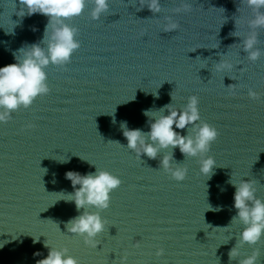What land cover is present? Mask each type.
Returning a JSON list of instances; mask_svg holds the SVG:
<instances>
[{
	"label": "water",
	"instance_id": "1",
	"mask_svg": "<svg viewBox=\"0 0 264 264\" xmlns=\"http://www.w3.org/2000/svg\"><path fill=\"white\" fill-rule=\"evenodd\" d=\"M160 3L153 13L140 0H109L93 20L87 0L83 13L66 21L80 47L64 67L45 68L50 91L0 123V264H37L51 246L67 247L80 264H239L254 251L255 264H264V235L254 244L240 240L244 225L233 220L230 183L252 181L264 201V25L254 23L264 7L249 0ZM22 7L21 0H0V66L33 43L47 47L49 17L26 9L21 16ZM169 19L178 28L165 31ZM253 35L255 61L245 49ZM222 62L232 68L217 71ZM191 95L201 120L218 131L207 153L216 161L210 177L200 171L205 154L157 145L154 159L138 157L121 128L127 122L147 133L145 109H181ZM176 130L196 132L192 125ZM166 154L173 167L187 168L183 181L163 169ZM96 167L122 183L101 210L107 223L91 247L67 230L83 209L63 198L74 191L67 171ZM233 247L239 254L230 258Z\"/></svg>",
	"mask_w": 264,
	"mask_h": 264
},
{
	"label": "clouds",
	"instance_id": "2",
	"mask_svg": "<svg viewBox=\"0 0 264 264\" xmlns=\"http://www.w3.org/2000/svg\"><path fill=\"white\" fill-rule=\"evenodd\" d=\"M94 7L91 9V19L97 20L101 14L109 9V0H92ZM141 5L158 13L161 9L160 0H140ZM256 8L264 7V0H249ZM87 4V0H21L19 15L42 13L49 17L45 28L44 41L46 48L33 43L21 48L15 55V62L0 66V123L9 121L12 113L19 108H28L38 96L50 91L47 83L45 68L49 65L64 67L72 58L73 52L80 47V42L75 38L77 29L66 23L70 18L80 16ZM256 25H264V14L259 15L254 21ZM178 28V24L172 20H166L164 30L171 31ZM256 43L255 35L245 40V49L249 52V59L255 61L259 58V50H252ZM230 63L222 62L217 65V71L230 70ZM249 96L258 98L256 92L249 89ZM199 98L195 95L188 97L183 108L178 109L171 104L164 105L157 111L145 109L146 117L151 118L149 131L145 133L139 128H129L127 122L121 123L123 135L127 139V148L133 150L138 157L143 153L149 158H155L159 148L179 147L185 156L203 155L199 166L202 175L210 177L213 166L216 164L214 157L207 155L211 143L217 138V129L201 120L198 108ZM167 110V114H164ZM175 125V129L173 128ZM192 125L195 136L181 134L176 129H186ZM27 127H32L28 124ZM152 141L149 143L148 141ZM159 146V148L157 147ZM172 157L166 154L161 159V165L166 173L176 181H183L187 174V168L177 165L172 166ZM71 181L74 191L67 193L64 200L75 203L76 209L83 211L66 222V228L70 233L83 238L86 245L96 247L95 239L106 226V219L101 216V210L107 209L110 204V193L121 183L119 176L112 172L97 168L95 172L81 174L69 170L65 173ZM235 187L233 193V206L237 214L233 220H239L243 225L240 232V240L254 244L264 235V201L255 196L253 182L241 179L239 182L230 180ZM79 185V187H76ZM211 207V206H210ZM213 210H220L219 208ZM67 247H50L47 256L40 259L37 264H80V261L68 254ZM163 248H157L156 255L160 256ZM39 253H37L38 255ZM238 248L233 247L229 251V257H236ZM258 252L240 260L239 264H255Z\"/></svg>",
	"mask_w": 264,
	"mask_h": 264
}]
</instances>
